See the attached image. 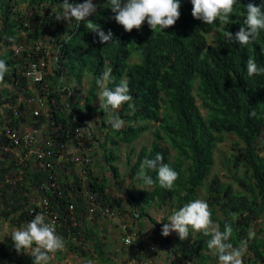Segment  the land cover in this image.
<instances>
[{"label":"trees","instance_id":"trees-1","mask_svg":"<svg viewBox=\"0 0 264 264\" xmlns=\"http://www.w3.org/2000/svg\"><path fill=\"white\" fill-rule=\"evenodd\" d=\"M100 1L102 3L93 1L97 5L96 14L88 19L103 30L112 31V38L105 42L108 44L101 43L83 21L76 27L75 23L56 19L62 12L63 0H0V48L5 49L0 59L10 69L0 78V84H7L0 90L5 120L17 128L23 122H31L29 104L41 98L47 99L46 104H53L51 113L54 115L42 114L35 124L43 125L48 117L56 118L59 128L53 134L57 138L69 139L64 129L74 127L73 122L68 121L74 113L82 123L88 121L97 131L94 135L97 148L93 153H101L102 163L90 166L87 183L83 184L78 171L59 172L57 190L61 195L53 189L45 192L61 220L58 234L68 249L84 260L117 264L115 256L109 255L111 243L105 235L108 217L101 212L89 214L85 192L90 190L97 202L108 206L115 214L123 213L120 200L110 193L105 170L99 174L97 168L109 170L118 177L117 146L133 143L142 133L151 131L150 145L138 152L131 149L130 163L135 155L131 164L134 180L142 184L134 174L142 159L154 158L157 153L162 156V162L177 172V178L171 189L154 182L147 189L131 191L132 217L147 216L155 231L161 234L163 223L156 222L148 208L155 205L170 213L197 199L200 187L205 186L204 200L212 220L221 230L225 222L232 226L230 240L234 246L247 242L242 263L264 261V237L258 234L264 232V227L252 232L253 223L264 215V53H261L264 32L247 46L235 40L228 42L224 36L225 31L234 35L239 30L245 5H262L264 11V0H237L228 23L214 21L211 25L193 18L190 0H181L179 17L163 32L152 30L146 22H142L139 31L136 28L125 31L112 18L111 10L104 6L105 0ZM38 43L50 45L53 54L59 56V64L54 65L43 83H33L23 71L33 57L43 54L45 47L15 52L17 45L36 47ZM248 58L260 69L251 77L246 72ZM109 68L113 80L108 86L126 79L132 96L130 101L113 110L123 122L119 130L111 129L107 123L113 112H103L94 105L98 98L95 80ZM87 76L89 85L85 89ZM63 85L71 86L68 98L61 90ZM65 101L72 107L68 117L61 115ZM97 114L99 118L94 119ZM229 135L237 137L227 160L228 169L235 171L233 179L223 181L216 175L208 182L218 145ZM6 139L0 137L2 141ZM149 174L155 181V171ZM47 178V171L33 170L28 162L18 161L11 152H2L0 223L10 220L22 226L38 213L40 210L30 194L40 190V184ZM71 202L76 205L74 213L69 210ZM130 232L133 241L125 245L124 251L130 252L132 259L146 258L140 257L145 255V240L132 229ZM161 237L173 264L217 261L207 247L209 237L199 231L190 229L189 236L183 240L177 234L174 238ZM19 253L12 247L10 238L0 243L1 264H32L28 254L19 256Z\"/></svg>","mask_w":264,"mask_h":264},{"label":"clouds","instance_id":"clouds-1","mask_svg":"<svg viewBox=\"0 0 264 264\" xmlns=\"http://www.w3.org/2000/svg\"><path fill=\"white\" fill-rule=\"evenodd\" d=\"M192 5L191 15L198 18L205 24L211 25L214 21L228 23L230 13H234V4L237 0H190ZM181 0H105V5L114 14L112 17L118 24L123 26L125 31L136 28L138 31L142 22H146L152 30L163 29L173 25L179 17V6ZM243 21L238 31L233 35L229 31L224 32L228 42L237 41L241 46H247L255 41L260 32H264V11L262 5L248 3L245 5ZM97 5L93 0H63L61 14L56 19H63L66 23H75L76 27L83 21L88 30L96 34V38L105 43L113 36L112 31L103 30L101 26L88 19L96 14ZM115 42V41H113ZM112 42V43H113ZM108 44V43H105ZM264 53V49H261ZM10 71L3 59H0V78ZM112 69L103 71L95 80L98 89L99 107L103 112H113L124 102L132 99L129 92V85L126 79L119 83H112ZM260 69L257 63L248 58L246 60V72L249 77L258 74ZM64 89L71 92L70 85H64ZM111 129L119 130L122 120L113 112L107 121ZM155 171V181L149 174ZM135 177L142 182L144 188L151 187L154 182L160 187L171 189L177 178V172L167 163L162 162V156L157 153L154 158L141 160ZM156 222L167 221L161 225V235H168L174 231L180 240L189 236L190 229L199 231L202 235L208 236L206 244L209 250L215 254L217 264H242V258L246 252L247 242L241 241L234 246L230 237L232 226L225 222L223 229L213 221L211 212L206 200L193 199L178 208L171 210L166 219L157 218ZM152 226V225H151ZM150 226V227H151ZM10 235L12 247L19 253L23 252L30 256L32 264H49L53 253L64 248V240L58 234L53 225L46 220L45 214L38 212L23 226L11 230Z\"/></svg>","mask_w":264,"mask_h":264},{"label":"built area","instance_id":"built-area-1","mask_svg":"<svg viewBox=\"0 0 264 264\" xmlns=\"http://www.w3.org/2000/svg\"><path fill=\"white\" fill-rule=\"evenodd\" d=\"M47 46V48H46ZM38 43L36 47L27 46L26 44L17 45L15 48L16 53H20L23 49L37 50L45 47L42 55L35 56L31 59L30 63L24 68V75L33 81V83H43L48 79V75L52 72L54 65L59 64V56L53 54V51L48 45ZM63 81V78H62ZM64 95L68 98L71 92L68 93L64 89V85L61 88ZM67 93V94H66ZM40 99V100H39ZM35 104L31 105V122H23L20 127H12L8 120L4 118V110H1L0 115V137L5 136V141L0 140V154L2 152H11L14 158L18 161L28 162V166L33 170H45L48 173V178L40 184V190H37L38 194L33 197L34 202L39 212L45 214L46 220L50 222L55 228L56 232H59V226L61 220L59 214L55 209L52 208L51 199L45 193L48 189L58 191L60 184L58 182V173L78 171L77 173L81 176L82 182L85 185L87 183L88 169L92 165L95 167L98 152L95 154L97 140L95 138L96 129L95 126L90 125L87 122H81L77 118V114L74 113L72 119L68 117L70 113L71 104H68V100L65 101L67 104L63 109L61 115L68 117L69 122H73V125L64 129L67 134V140H61L53 134L58 128L59 124L56 122V118L48 117V122L43 125H36L37 119L42 114L50 115L51 105L45 104L44 99L38 98ZM32 103V100H30ZM51 115H54L51 113ZM68 123V122H67ZM61 124H63L61 122ZM61 128V126H60ZM101 154V153H100ZM101 157V156H100ZM27 164V163H26ZM20 172H23L21 170ZM22 178V177H20ZM70 184L72 179H69ZM61 195V191H58ZM70 196H74L73 192L70 191ZM85 198L88 203L89 214L95 215L97 212H101L102 215L111 218L116 214L106 205H102L96 201L94 193L90 190L85 192ZM75 203L69 204V210L74 213ZM133 241V234H128L123 238V244L129 245ZM155 249V245L151 246ZM143 264H148L145 261Z\"/></svg>","mask_w":264,"mask_h":264},{"label":"rangeland","instance_id":"rangeland-1","mask_svg":"<svg viewBox=\"0 0 264 264\" xmlns=\"http://www.w3.org/2000/svg\"><path fill=\"white\" fill-rule=\"evenodd\" d=\"M96 3H102L100 0H93ZM26 4H22L21 7H25ZM50 44V43H48ZM50 47V45H48ZM5 49L0 48V55L4 52ZM89 77L87 76L84 79V87L85 89L89 85ZM7 84H0V90L3 86ZM39 95H37L38 97ZM47 99H44L45 104ZM99 99L94 102L96 107H99ZM200 103V101H199ZM2 107L0 106V112ZM99 114L94 116V119H98ZM123 124V122H122ZM233 140H237V137L234 135H229L225 142L218 145L216 155V162L214 167L211 169V172L208 176V182L215 179L216 175L220 177L223 181H232L233 174H235L234 169H231V172L227 164V160L229 158V154L232 150ZM152 142V133L151 131H146L142 133L137 140L133 143H121L117 146L116 152L119 155L116 160V164L118 166V177H114V175L106 169H102L100 167L97 168L99 174H103L104 170L106 172V176L109 179L111 188L110 193L120 200L123 205L124 212H117L114 217L108 218L105 221V225L107 226V231L105 235L107 236V241L111 244V251H109V255L115 256V261L117 264H143L145 261L148 264H173L172 256L170 255L169 249L167 245L164 243L161 234L155 231L154 224L150 218L147 216L144 217H132V210L134 207L130 201V192L138 191L141 188H144L142 184L134 180V177L131 173V164L135 161V155H133L132 163L129 162V155L131 153V149H135L138 152L143 146L150 145ZM264 154V152H262ZM101 154L99 153L97 159L99 160L96 164H101ZM38 194L35 191L30 196L33 197ZM205 194V186H201L199 190V199L204 200ZM148 211L152 218H160L166 219L167 215L170 214L168 209H160L157 206L153 205L148 208ZM165 223L167 221H160ZM152 225V226H151ZM23 226V225H22ZM151 226V227H150ZM20 226L14 224L10 220H3L0 223V243H3L5 240L10 238V235H7L11 230L18 228ZM264 227V215L260 217L253 223L252 232H258L260 228ZM130 229L137 232L143 240H145L144 253L145 255L140 257H145L142 259H132L130 256V252L124 251L127 247L123 244V238L129 234ZM141 235H140V234ZM259 235L264 237V232L258 233ZM170 238H174L176 233L174 231H170L168 234ZM155 245V249H152L151 246ZM136 253V251H134ZM24 253L20 252L18 255L22 256ZM26 254V253H25ZM52 259L49 264H99L96 260L86 261L84 260L78 253L71 251L68 249L67 244L64 242V248L62 250L57 251L56 253L51 254ZM171 256V257H170ZM213 262V261H212ZM1 264V263H0ZM217 264V261L212 263ZM244 264V263H242ZM258 264H264V261H260Z\"/></svg>","mask_w":264,"mask_h":264}]
</instances>
